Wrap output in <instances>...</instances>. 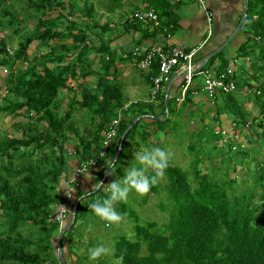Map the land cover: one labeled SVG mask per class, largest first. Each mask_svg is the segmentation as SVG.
Instances as JSON below:
<instances>
[{
	"label": "trees",
	"instance_id": "obj_1",
	"mask_svg": "<svg viewBox=\"0 0 264 264\" xmlns=\"http://www.w3.org/2000/svg\"><path fill=\"white\" fill-rule=\"evenodd\" d=\"M14 1L24 3L36 23L31 31L20 28L24 20L13 10V2L0 0V27L14 29V35L24 31L28 33L14 49L12 58L6 52L5 40L0 41V66L10 70L0 89V112L27 121L15 124L20 131L19 138L0 137V215L4 218L0 226V264H62L64 257L61 253L55 254L53 242L58 235L59 224L51 219L54 208L62 203V195L56 190L62 184L61 175L67 168V145L75 155L84 158L83 162L96 158L97 166L102 164L108 155L104 159H97L96 156L106 127L117 117L118 111H122L110 156V161H113L121 136L134 120L150 116L157 130L163 132L171 122V116L176 112L183 113L191 92L186 93L187 100L178 110L172 97L175 92L172 85L166 100L167 86H164L162 92L156 95L154 104L136 102L125 108L129 101L123 97L115 71L120 64L129 63L137 67L141 57L129 53L127 59L120 58L117 48L111 45L113 39L118 37H112L115 27L87 22L92 21L93 4H83L79 10V15L87 20L82 26L78 23L81 19L75 18L77 0ZM111 1L108 14L122 9L121 0ZM138 1L144 10L155 11L159 23L156 28L150 29V24L144 25L133 18L126 19L124 32L140 34L136 45L157 40L169 24L176 26L179 22L176 14L178 3L174 4L172 0ZM55 8L59 14L65 11L69 14V17L58 16L60 20L62 17V24L56 22L58 18L48 15ZM138 10L134 6L130 14ZM246 13L237 36L244 39L243 34H246L248 38L236 51V61L242 59L245 64L240 67L241 74H235L237 66L234 75L227 74L237 90H222L213 101L217 109L214 123L220 125V115H226L234 123L233 133L239 137L250 120L257 125L258 117L246 109V103L252 102L264 117V0H247ZM32 43L47 52L42 51L30 59L28 51ZM90 54L98 58L96 69H92ZM70 58L73 61H69ZM216 61H219L215 70L217 75L226 72L233 63L225 52L219 51L205 59L200 71L211 68ZM157 74L158 60L155 59L150 72L144 73L151 88V78ZM88 77L96 79L92 88L84 84ZM69 81L77 86L84 84L87 91L81 92L79 99H69L67 105L62 107L63 98L59 96L64 93L68 97L72 92ZM177 85V91H180V83ZM243 87L253 92L245 94ZM195 90L197 87L191 91ZM80 110H87L98 119L88 138L81 137L73 124V115ZM141 118L125 133L115 166L123 159L125 165L129 151L137 145H147L148 132L143 130L139 133L137 130L142 123ZM204 128L195 134L203 143L207 142L204 131L208 132L209 129ZM201 132L204 135H199ZM210 135L208 132L212 142L222 139L221 133H216L214 129ZM72 136L76 142L70 141ZM257 137L264 150V126ZM232 147H229L230 151ZM244 147L237 146L234 153V158L241 154L237 164L248 154L242 152ZM187 149L193 155L189 171L169 163L162 181L159 180L146 194L147 197L151 193L158 194L160 189L166 194L171 202L165 207V210L170 209L166 224L159 227L153 221L141 223L125 202L114 205L123 219L130 220L133 233L131 238L121 235L114 239L113 257L121 264H264V153L257 163L258 169L248 171L252 185L240 188L235 179L227 177L225 171L229 169L228 164L224 169L219 167L220 176L213 168H208L209 173L203 174L198 170L201 150L193 144L187 145ZM231 159L225 161L229 163ZM107 168L105 166L99 172L96 185ZM153 174L152 170L148 171L149 176ZM112 180V175H106L102 184L105 186ZM247 181L244 179L242 182ZM104 186L92 192L77 191L74 200H80L75 209L74 223L68 228L69 232L63 233L62 245L65 234L71 233L77 224L82 197H96ZM146 195L143 199L145 202Z\"/></svg>",
	"mask_w": 264,
	"mask_h": 264
},
{
	"label": "rangeland",
	"instance_id": "obj_2",
	"mask_svg": "<svg viewBox=\"0 0 264 264\" xmlns=\"http://www.w3.org/2000/svg\"><path fill=\"white\" fill-rule=\"evenodd\" d=\"M11 1L13 2V10L24 20L20 28H24L26 31H31L36 23L35 17L31 16L32 12L26 10V5L24 3L16 2L14 0H8V3ZM121 2L123 3L122 9L116 11L114 14H108V8L112 3L111 0H77V6L75 7V18L77 20L78 18H80L81 20H78V23L83 26L87 20H85L79 15V10L83 7V4H93V18L92 21L88 20L87 22L92 25L97 24L99 26H103L105 24H109L115 27L116 31L113 33L114 36L112 37L114 38L117 35L118 37H116V39H113L111 45L116 46V43L119 44V40H121V38L123 39L122 36L127 34L123 30V24H125L126 17L130 15L134 6L139 8V10L136 12H140L142 9V4L138 0H121ZM59 13V10L55 8L53 12H49L48 15L54 19L58 18L55 19L56 22H58V24H62L64 22L62 17H66V15L69 17V14L66 11L62 14ZM134 14H132L131 17ZM59 15H62L61 20L58 17ZM13 31L14 29L12 28L0 27V41L4 39L7 47L10 46L12 49H15L18 43L22 39H24V37L28 33L24 31L23 33H18L17 35H14ZM243 35H245V37L243 36V38H248V35ZM127 37L129 38V36ZM105 38L107 39V36ZM137 40L138 39L132 40L133 46L136 45ZM143 47L144 46H142L141 48ZM118 49L120 50V48ZM42 51L44 53L47 52L45 49L38 47L36 43H32L28 51L30 59L34 56L40 55ZM89 57L93 61L92 69L98 68L97 56L94 54H90ZM69 61H73V58H70ZM128 64H121L122 66H117V71H115V77L119 80L122 87L123 97L125 98V100L131 103L133 101H148L152 96L153 89L151 88V86L148 85L145 80V72H142L141 74L136 67ZM236 64L237 70L235 74L239 75V73L241 74L240 67L245 63L244 61H242V59H240L236 62ZM3 79L4 76L0 74V86L4 82ZM194 80L198 85H202L203 83V78L201 75L196 76ZM248 81L251 82V80ZM95 83V78L88 77L85 80L84 84L87 87L92 88ZM68 84L72 87V92L69 93L68 97L67 95H64V93L59 96V98H63V100L61 101L62 107L67 105L69 99H72L73 97L79 99L81 92L87 91V88H84V84L82 86H77L72 81H69ZM201 94H203V96L206 95L204 92H202ZM213 101H215V99H208V101L204 102L201 105L194 104L196 110L203 108L204 110H200L199 112L193 109L191 111L192 115L190 114V112H188L191 117H189L187 114L185 116L184 114H182V117L180 118L181 113L176 112L178 115L175 113L174 116L170 117L171 122L168 124V126L164 128L163 132L157 130L156 126L153 127V132L150 134L153 142L152 145L148 146L147 148L159 147L166 151H170L172 155L169 160V163L173 166L181 168L184 171H189L193 155L187 149V145L193 144L196 149L201 150L199 156L201 160V165L198 168L200 172L206 174L208 172V168H213V171L218 176H220L221 171L219 167H222L224 169L228 164L227 167H229V169L225 171L227 177H229L230 179H235L237 185H239L240 188L251 186L252 184L248 178V171L258 169L257 163L264 153L262 145L257 137L263 129L264 117L259 113V110H257V108H255L254 105L251 104L252 102H248L245 104L246 109L249 111L251 110L254 115L258 117V119L256 123L257 125H253L252 120H250L249 125L243 127L240 132L241 137L239 139H243L244 141L242 142H244L245 145L244 150L242 152H247L248 154L246 157H243L240 160V164H237L238 158L241 154L235 155L234 158V153L236 151H230L229 147H232L235 144L234 146H236L235 148H237V146H239L240 141L228 140L224 143L221 139L219 142H212V140L208 136V132L210 135L213 128H215V131L220 130L218 126L223 127V130L225 131L232 132V129L230 127L231 122L228 120L227 116L225 118L222 117L221 122L223 126L222 124L218 125L217 123H214L213 118L217 109L215 108ZM205 109H207V111H205ZM203 111L205 112L203 113ZM17 120H19L18 122H20L21 124L25 121V119H22L20 117L12 118L0 112V137L4 138L5 136H12L19 138L20 131L15 128ZM97 122L98 119L96 117H93L87 110L76 111L73 115V124L81 137L88 138L90 136L91 131L93 130V125ZM203 126L205 127L204 129H207L206 127L209 128L208 132L204 131L205 134L207 133V142L204 143L201 142V140H199L195 136L196 133L203 130ZM142 128L143 127L139 124L137 130H140ZM199 135H204V133L201 132ZM70 141L76 142L77 140L73 137L70 138ZM136 141H139L138 137ZM115 142L116 140H113L110 146L108 147V156L111 155V152L113 151L115 146ZM68 147L69 145H67V148ZM142 147L146 146L137 145V147L131 151L133 152L131 153L129 158L131 159V161L127 159V163L124 165L123 159L115 166L116 170L115 173L112 174L113 180L111 181V183L115 180L122 179L125 171L136 163V161L134 160V153L139 152ZM0 159L2 158L0 157ZM229 159H231L229 163L228 161H225ZM244 179H248V181L242 182ZM160 180L162 181V179ZM107 185L109 184H105L104 188L99 194L96 195V197H82V202L78 208L79 211L77 215V224L75 228L71 230V233L65 234L63 239V244L65 243L63 245L62 253V257H64L65 260L64 264H121L119 260L113 257V242L115 238L121 235H126L131 238L133 233L132 223L130 222V220L122 219L121 222H119L118 224H113L111 227H106L105 222L99 219L89 208L90 203L94 202L98 198L100 200H103L109 195V193L106 191ZM75 187L76 185H73L72 189L75 190ZM87 191L92 192L93 188L88 189ZM159 191L160 193L158 194H149V197H147L146 195L147 202L143 201L145 195L140 196L134 191L129 194L127 202L125 203L127 204L128 208L132 209L135 212L136 216L138 217L141 223L153 221L156 222L159 227H162L164 224L167 223L170 209L165 210V207L168 206V204L171 205V202L167 200L166 194L162 192L161 189ZM3 221L4 218H2V216L0 215V226L2 225ZM69 225L70 221L66 222L62 226V230L67 232ZM57 237L55 238V241H53L55 246H57ZM66 240L70 243L67 244ZM99 245H104L105 247L109 248L110 253L108 255L102 256L97 261L90 260L88 250ZM55 250L56 248L54 247V252Z\"/></svg>",
	"mask_w": 264,
	"mask_h": 264
},
{
	"label": "crops",
	"instance_id": "obj_3",
	"mask_svg": "<svg viewBox=\"0 0 264 264\" xmlns=\"http://www.w3.org/2000/svg\"><path fill=\"white\" fill-rule=\"evenodd\" d=\"M174 4L178 3V10L176 12L179 22L177 25L169 24L167 29H163L162 33H160L159 38L155 41H148L144 42L143 44H163V45H171V46H178L180 48H183L185 50L192 49L198 44H200L206 34V11H211L213 14V36L209 39L208 43L205 45V47L201 48V50L196 55V63H200L205 61V59L209 58V55L211 52L215 51H223L227 54V57L231 60H233V63H231V67H236V59L237 54L236 51L247 38L241 39L237 36V33L235 34L232 39L229 40V38L233 35L234 31L239 25V22L243 16V10L246 5L247 0H204L205 5L204 8L199 7L197 4H195L192 0H172ZM143 9V6H142ZM141 9V10H142ZM129 36V38L127 37ZM135 38H134V37ZM123 39L119 40V44L116 43L117 54H123L126 52L131 51V49L135 46L132 45V40H136L140 38V34L138 32L130 31L126 35L122 36ZM150 43V44H149ZM123 49V50H122ZM131 65V64H128ZM219 65V61H216L211 68V71L216 70V67ZM119 66H122L121 64ZM172 91L174 94H172V97L176 98V101L179 99V92L177 91L179 82L177 81V77H174L172 79ZM195 86H197V90L192 91L189 93L190 101L185 104V108L183 110V113H181L180 118L182 117V114L184 116L187 114L189 117H191V111L196 108L194 107V104H203L204 102L208 101L206 96L202 93L200 89V85H198L195 81ZM143 103H148V101L143 100ZM181 106V103L178 101L176 102V110L179 109ZM184 107V106H183ZM204 110L199 109L196 111ZM207 111V109H205ZM203 111V113L205 112ZM190 112V114H188ZM207 113V112H206ZM177 114V113H176ZM201 114V113H200ZM178 115V114H177ZM179 117V116H178ZM223 118L226 116L223 115ZM221 117V120H222ZM142 120V123L140 124L143 128L139 131H146L148 132V138H147V145L146 147L152 145V139H151V133L153 132V127L155 125L151 122L150 117L145 116ZM10 120V119H9ZM149 120V121H146ZM19 120H17L18 122ZM25 120L23 123H26ZM20 123V122H19ZM22 123V124H23ZM137 138V137H136ZM135 143L132 144L134 146ZM70 148V149H69ZM69 150V158L67 161V168L66 173H72L75 169L78 168L80 164L83 163L84 158L78 155H74L71 147L69 146L67 148ZM112 153V152H111ZM131 151H129V158L131 155ZM109 154V153H108ZM84 156V155H83ZM110 156L107 157V159L104 160V162L97 167L90 168L87 172L88 175H90L92 180H88L85 178V174L80 178L78 181V184L75 187V190L73 189L71 194L72 196H75L77 191L86 193L88 192V189L92 188V185L95 184V181L98 177L99 172L107 165L106 162H110ZM93 158V157H91ZM128 158V159H129ZM131 161V159H129ZM58 187L59 193L62 195V197H65V194L68 190L63 184ZM86 196V195H85ZM68 207V205H67ZM58 207L54 208L55 212L57 211ZM67 241V240H66ZM65 244V243H64ZM68 244V241H67Z\"/></svg>",
	"mask_w": 264,
	"mask_h": 264
},
{
	"label": "built area",
	"instance_id": "obj_4",
	"mask_svg": "<svg viewBox=\"0 0 264 264\" xmlns=\"http://www.w3.org/2000/svg\"><path fill=\"white\" fill-rule=\"evenodd\" d=\"M199 7L204 8V0H193ZM206 23H207V35L206 39L203 40L198 46L185 50L177 46H167L163 44H154L150 46L134 47L129 53L134 56L141 57L140 61L137 63V68L140 72H150L153 61L158 60V74L151 78L153 93L150 98V102L156 99V95L161 93L163 87L170 86L172 79L177 77V81L180 83V96L177 100L182 103L185 99L186 93L192 92L191 90L195 86V77L201 75L203 78V83L200 85L202 92H204L208 99H214L220 91L224 90L227 92L237 90V86L228 79V75H234L233 68H228L226 72L219 75L210 69H202L204 62L196 63V55L203 48L208 40L213 34V14L211 11H206ZM142 23H151L154 26L158 25V18L153 10L136 12L133 16ZM11 55L12 51L8 50ZM128 53V54H129ZM128 54H122L123 59L128 58ZM2 73L7 74L6 68H2ZM245 94H250L253 91L246 87L242 88ZM259 93V92H257ZM126 108V106H125ZM122 118V111H118L117 117L112 120L106 127L104 134V139L100 144V148L97 153V159H104L108 154V147L113 140L116 139L119 124ZM94 162V163H93ZM97 167L96 158L88 162H83L75 169L72 173H62V178L64 179V186L68 188L65 197H63V202L59 205L58 212L54 216V221L59 224V232H62V224L66 219H73L75 213L74 198L68 194L72 186L75 185L80 178L88 172L90 168ZM58 191V189L56 190ZM69 206V209L67 208Z\"/></svg>",
	"mask_w": 264,
	"mask_h": 264
},
{
	"label": "clouds",
	"instance_id": "obj_5",
	"mask_svg": "<svg viewBox=\"0 0 264 264\" xmlns=\"http://www.w3.org/2000/svg\"><path fill=\"white\" fill-rule=\"evenodd\" d=\"M193 1V0H192ZM194 2V1H193ZM246 9V5L244 7ZM149 10H153V9H149ZM149 10H144L142 9L141 11H149ZM243 17V16H242ZM126 19H132L131 17V14L128 15L126 17ZM242 19V18H241ZM241 21V20H240ZM245 22V21H244ZM159 23V22H158ZM240 23V22H239ZM144 25L146 24H150L149 25V28L150 29H153V28H156L157 26H154L153 24L151 23H143ZM243 25V24H242ZM152 26V27H150ZM212 27H213V21H212ZM241 28V27H240ZM239 28V29H240ZM206 29H207V23H206ZM206 35H207V31H206V34H205V37L203 40L206 39ZM213 36V34H212ZM211 36V37H212ZM209 41V40H208ZM208 43V42H207ZM206 43V44H207ZM148 44V43H147ZM145 45V44H142V45H135L134 47H142V46H150V45H154V44H150V45ZM167 46H171V45H167ZM133 47V48H134ZM178 47V46H177ZM205 47V46H204ZM116 48V47H115ZM132 48V49H133ZM118 49V48H117ZM131 49V50H132ZM8 50H11L12 51V54L10 55L8 53ZM6 52L8 54L9 57H13V53H14V49H12L10 46L7 47L6 46ZM130 52V51H129ZM129 52H126V53H123V54H128ZM212 54L209 55V57H211ZM120 58H122V54L118 55ZM196 59V57H195ZM204 62V61H203ZM26 65V63H25ZM2 68H6L8 73L7 74H3L2 73ZM137 68V67H136ZM229 68H233L235 69V67H229ZM17 69V68H16ZM138 69V68H137ZM206 69H212V68H206ZM236 70V69H235ZM234 70V72H235ZM139 71V70H138ZM213 72H215L216 74V71L214 70ZM10 73V70L8 69V67L6 66H0V74L2 76H4V79L6 78V76ZM142 73V72H141ZM3 79V80H4ZM3 84V83H2ZM172 84H170L171 86ZM170 86H168V89L166 88V95H165V100L167 99L168 97V92H169V88ZM2 85L0 86V89H1ZM197 87V86H196ZM201 89V87H200ZM181 90V89H180ZM202 91V90H201ZM162 92V91H161ZM179 93V96H180V91H178ZM243 92V91H242ZM206 96V95H205ZM207 98V96H206ZM215 99V98H214ZM156 100V99H155ZM155 100L153 102H150V99L148 100V103H154ZM176 100V98H175ZM208 100V98H207ZM137 101H133L132 103L135 104ZM177 102V101H176ZM185 102V99L184 101L181 103L183 104ZM131 102H129L127 105H126V108L127 106L130 104ZM167 112V111H166ZM224 114H222L220 116V118L223 116ZM226 116V115H225ZM150 117V116H148ZM229 120V119H228ZM222 121V120H221ZM230 121V120H229ZM231 122V121H230ZM222 124V122H221ZM223 126V124H222ZM231 129H232V132H229V131H225L223 130V127L221 126H218V128H220V130L218 131H215V128L214 131L216 133L220 132L221 135H222V141L225 143L227 142L228 140L232 141V140H238L240 141L239 142V145H244L243 144V139H239L240 137L238 135H236L235 133H233L234 131V123L231 122ZM222 128V130H221ZM227 132V133H225ZM235 145V144H234ZM236 146H233L232 147V150H235L237 148H235ZM74 154V152H73ZM68 155H69V150H68ZM75 155V154H74ZM108 155V154H107ZM171 155L172 153L170 151H166L164 149H161L159 147H154V148H147V147H142L141 150L139 152H135L134 153V160L136 161L135 164H133L131 167H129L125 173H124V176L122 179H119V180H115L114 182L110 183L109 185H107L106 187V191L109 193V195L104 198L103 200H100V199H97L95 200L94 202L90 203L89 204V208L92 210V212L99 218L101 219L102 221L105 222V226L106 227H111L113 224H118L119 222H121V220L123 219V216L118 213L114 207V205L118 202H127V199H128V196L131 192H135L136 194L140 195V196H144L146 194L149 193V191L151 190V188L153 186H155L160 179H162L165 175V170L168 168L169 166V160L171 158ZM94 163V162H93ZM107 163V167L111 168V172H107L106 174L107 175H112L115 173V165L113 163V161H110V162H106ZM138 165V166H137ZM149 170H152V172L154 173L153 175L149 176L147 173ZM84 175V174H83ZM62 177V175H61ZM85 178L88 179V180H92L91 176L87 174V172H85ZM63 182H64V179L62 178ZM78 183V182H77ZM77 183L75 185H77ZM104 185L102 183H100V185H95L93 184L92 185V188L93 190H96L98 187H103ZM58 189V188H57ZM73 189L69 190L68 194L71 195V192H72ZM59 192V191H57ZM76 195V194H75ZM63 198V197H62ZM74 198V196H73ZM75 199L74 200V205L75 206V209H76V203L78 204L79 200ZM62 202H63V199H62ZM58 209H59V205L57 206ZM69 209V206L67 207ZM58 209L57 211L53 214V218L51 219L52 221H54V216L55 214L58 212ZM73 220V219H72ZM71 219H66L62 226L66 223V222H69L70 221V225L72 223H74V221L72 222ZM55 222V221H54ZM56 223V222H55ZM58 224V223H57ZM69 225V227H70ZM62 228V227H61ZM65 231L62 230V232H59L58 230V237H57V240H56V244L57 246H55L54 244V247L56 248L55 250V254L56 255H60V253L62 254L63 253V245H62V242H61V238H62V235ZM62 245V246H61ZM89 259L92 260V261H97L99 260L102 256H105V255H108L110 253V249L105 247L104 245H99V246H95L93 248H90L89 250ZM63 256V254H62ZM64 264V263H62Z\"/></svg>",
	"mask_w": 264,
	"mask_h": 264
},
{
	"label": "water",
	"instance_id": "obj_6",
	"mask_svg": "<svg viewBox=\"0 0 264 264\" xmlns=\"http://www.w3.org/2000/svg\"><path fill=\"white\" fill-rule=\"evenodd\" d=\"M246 15H247V13H246V9L244 8V10H243V17H242V19H241V21H240L238 27H237L236 30L234 31L233 35L229 38V40L232 39V37L235 36V34H236L237 31L239 30V28L242 26V24H243L244 21H245ZM217 52H218V51H214V52L212 53L211 56L215 55ZM140 118H141V117H140ZM140 118H137L136 120H134V122L131 124V126L134 125V124H135ZM131 126H130V127H131ZM130 127L128 128V130L130 129ZM128 130H127V131H128ZM127 131H126V132H127ZM126 132H125V133H126ZM125 133H124V134L121 136V138H120V141H119V144H118V147H117V150H116V154H115V156H114L113 163H115L116 160H117L118 157H119V154H120V151H121V146H122V142H123V139H124ZM110 169H111V168H109V167L107 168L106 172L104 173V175H103V177H102V179H101V181L99 182L98 185H100V183H103V181H104V179H105V176L107 175L106 173L109 172ZM98 188H100V187H98ZM98 188H97V189H98ZM76 205H77V203H76ZM73 221H74V218H73L72 222H73Z\"/></svg>",
	"mask_w": 264,
	"mask_h": 264
}]
</instances>
